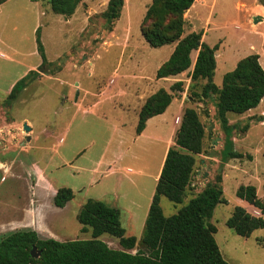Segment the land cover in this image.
<instances>
[{"label":"rangeland","instance_id":"1","mask_svg":"<svg viewBox=\"0 0 264 264\" xmlns=\"http://www.w3.org/2000/svg\"><path fill=\"white\" fill-rule=\"evenodd\" d=\"M34 1L39 6L31 0H7L0 6V241L15 231L31 230L35 221L61 230L69 240L89 239L92 233L82 230L76 210L54 206L53 190L49 191L46 185L49 182L62 187V180L68 178L58 150L61 155L62 152L73 155L91 143L93 134L102 125L96 115L105 112L108 117L107 109L112 102L124 104L128 99L123 95L111 98L113 91L128 90L127 82L131 87H150V80L123 75L136 72L156 79L157 66L169 58L176 42L153 47L145 40L143 20L153 0H125L112 31L107 29L103 15L107 3L103 0H86L87 5L80 6L69 17L53 12L49 0ZM208 1L209 4L193 5L185 13L183 36L201 32L203 41L219 45L215 83L221 86L224 75L252 53L260 54L264 67V22L253 17L258 11L253 0ZM260 2L264 4V0ZM38 27L46 64H42L37 48ZM197 52H192L193 60ZM138 69H143V73ZM27 75L25 88L15 100H9L11 91L6 93L5 88ZM110 80L115 81L110 87L116 88L100 95ZM166 81L163 83L171 91L172 83ZM188 81L184 80L183 95L186 107L195 108L204 125L203 151L195 156L192 179L183 201L174 203L162 196L163 211L166 216L178 213L192 196L215 184L221 176L227 202L219 203L210 219L218 228L216 239L221 251L231 264H264V228L244 237L226 223L237 205L260 215L259 209L238 197L237 189L253 184L264 201V109L228 113L230 124L237 126L232 133L234 149L243 157L223 162L221 151L226 134L217 107L211 99L200 95L205 80ZM154 84L155 80L151 86ZM101 101L104 102L98 105ZM91 105L93 111L87 112ZM177 107L174 101L160 119L166 118L167 125L173 123ZM176 122L180 120L177 118ZM25 124L31 127L30 131L24 129ZM65 125L87 127L83 138L68 142L69 147L63 145L61 137ZM195 185H199L197 190ZM126 235L138 239L128 251L149 252L141 241L143 231H127ZM100 238L111 248L124 249L117 237L105 233Z\"/></svg>","mask_w":264,"mask_h":264},{"label":"trees","instance_id":"2","mask_svg":"<svg viewBox=\"0 0 264 264\" xmlns=\"http://www.w3.org/2000/svg\"><path fill=\"white\" fill-rule=\"evenodd\" d=\"M6 1L0 0V6ZM81 1L49 0L52 11L66 17L75 13ZM194 2L153 0L143 20L142 34L153 47L176 42L170 57L157 69V78L188 70L192 65L191 53L198 50L190 73L191 81L205 80L200 95L211 99L217 107L226 134L221 156L223 162H227L243 157L241 152L234 149L232 133L237 126L230 124L228 113L243 114L260 104L264 98V67L260 62V54H249L224 75L221 86L217 85L214 76L219 45L211 46L203 41L201 32L183 36L184 15L193 7ZM124 3L125 0L108 1L107 9L103 12L108 30H113ZM36 41L42 64H46L48 61L40 27L36 31ZM29 75L13 86L8 95L9 100L18 97L27 85ZM183 90L184 81L180 80L171 85V91L162 87L149 96L140 111L137 132L144 130L150 117L166 111L175 95L172 91ZM204 137L205 128L197 110L185 107L175 135V145L167 152L141 237L148 253L128 251L136 246L138 239L134 235H126L118 208L103 201L88 199L77 219L83 225V231H91L92 238L61 241L52 237L43 238L36 230H18L0 241V264H230L214 236L217 226L210 221L216 206L227 202L221 176L215 184L191 197L178 213L166 216L161 206L162 196L174 203L183 201L192 179L195 156L203 151ZM237 195L259 209L260 215H254L246 207L237 205L226 223L238 235L250 237L256 229L264 228V201L253 184L240 185ZM73 197L74 191L71 188L60 187L54 196V203L64 207ZM105 233L117 237L124 249L111 248L100 238ZM34 246L41 250L39 258L31 255Z\"/></svg>","mask_w":264,"mask_h":264},{"label":"crops","instance_id":"3","mask_svg":"<svg viewBox=\"0 0 264 264\" xmlns=\"http://www.w3.org/2000/svg\"><path fill=\"white\" fill-rule=\"evenodd\" d=\"M103 1L108 4L107 1L109 0ZM31 2L37 5L39 4L38 1L31 0ZM199 2L203 5H205V3L207 4V2L209 4L208 0H195L193 4L194 7ZM253 3H255L258 8V11L253 17L261 18L260 23L264 22V4L260 2V0H253L252 4ZM242 4L246 5V2H242ZM84 5H87L86 0H82L77 9L80 6L84 8ZM210 5V7H213L212 4ZM196 59L197 56L194 60L192 58V65L188 70L164 78L156 77V79H153L154 77L149 78L147 76L134 74L136 72L123 75L129 76L127 78H143L150 80V87H131L127 82V85H129L128 90L122 89L113 91L116 87L114 89L110 87V84H115V81L112 82V80L102 87L103 90L100 95H106L109 91H113V97L111 98L114 99L116 96L123 95L128 96V99H126L124 104H119L117 100L112 102V107L107 109L108 117L105 112L96 115L98 120L102 121V125H100L98 131L93 134L91 143L80 147L73 155H69L67 152H62L61 155V150H58V155L62 157L63 165L68 171V178L62 180L64 181L62 187H69L74 191V197L62 208L75 209L78 215L80 209L88 199L103 201L107 205L116 207L120 210L121 222L126 232L144 231L167 152L171 146L175 145V135L180 126V122L177 123L176 120L178 118L181 121V116L186 107V95H183V92L174 95L171 104L177 101L178 110L174 114V122L170 125H167L168 122L165 121L166 118H160L166 114L171 104L164 113L150 117L146 122V127L141 133L137 132L139 114L149 96L162 87L167 90L169 89L168 86L164 85V80H167V84H173L180 80H189L188 82H191L190 73L194 68ZM160 65L157 67L159 68ZM138 72L143 73V69H138ZM185 75L187 77H185ZM152 79L155 80L153 86H151L153 82ZM14 82L15 81L11 82L5 88L6 93L11 91L15 85ZM157 82H160V84H157ZM263 101L253 109H264ZM102 102L104 101H101L98 105H101ZM97 103L98 102H96L95 105H97ZM93 105H91L90 109H86L87 112L93 111ZM79 108L82 109V105ZM115 113H117V115ZM121 113L123 115H121ZM82 125L79 128H74L70 125H65L62 128L61 137L64 140V146L69 147L67 145L68 142L79 140L78 137L83 138L84 130L87 127L82 128ZM167 126L169 127L168 129ZM74 131V139L72 138V140H70ZM157 131H159V134H157ZM101 138L102 141H100ZM98 140L99 145H97ZM46 185L49 191L53 190L52 202L54 206L59 207L54 203V196L61 186L53 185L49 182H47ZM198 188L199 185H195V189L197 190ZM82 226L81 224V228ZM31 230H36L40 235L44 234L47 238L52 237L61 241L69 240V238H65L66 236L63 235L61 230L45 226L44 221H35ZM216 234L217 232L214 234L215 238ZM224 258L226 259L225 256Z\"/></svg>","mask_w":264,"mask_h":264},{"label":"water","instance_id":"4","mask_svg":"<svg viewBox=\"0 0 264 264\" xmlns=\"http://www.w3.org/2000/svg\"><path fill=\"white\" fill-rule=\"evenodd\" d=\"M256 21H258V19L256 20ZM198 44H200V42H198ZM24 129L26 130V131H30L31 130V127L30 126H28V124H25L24 125ZM28 138H30V136H28ZM217 142V140H215L214 141V143H216ZM214 154H218V153H214ZM16 232V231H15ZM39 234V233H38ZM40 235V234H39ZM41 236V235H40ZM42 237V236H41ZM44 238V237H43ZM40 254H41V250H37V247L36 246H34L33 247V249L31 250V255L34 257V258H39L40 257Z\"/></svg>","mask_w":264,"mask_h":264}]
</instances>
